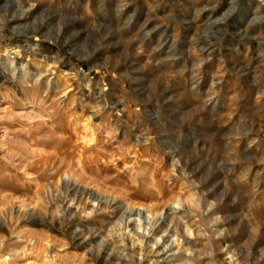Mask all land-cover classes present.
Wrapping results in <instances>:
<instances>
[{"label":"rangeland","instance_id":"1","mask_svg":"<svg viewBox=\"0 0 264 264\" xmlns=\"http://www.w3.org/2000/svg\"><path fill=\"white\" fill-rule=\"evenodd\" d=\"M105 258L264 264V0H0V264Z\"/></svg>","mask_w":264,"mask_h":264},{"label":"bare ground","instance_id":"2","mask_svg":"<svg viewBox=\"0 0 264 264\" xmlns=\"http://www.w3.org/2000/svg\"><path fill=\"white\" fill-rule=\"evenodd\" d=\"M11 33H17V27H15V26H12L11 27ZM1 51H2V53H3V55L4 56H7L8 55V48L7 49H1ZM20 55V54H19ZM12 60H11V62L13 63L14 62V59H16V57H12L11 58ZM15 63V62H14ZM13 63V64H14ZM37 64V63H36ZM26 72H27V68H24L23 69V72L22 73H24V74H26ZM94 197V196H93ZM96 200H101L100 198H99V196H97L96 198H95ZM102 201V200H101ZM114 202L116 201L117 202V199L115 198L114 200H113ZM119 207L121 208V209H123L124 210V212H129L130 214H135V215H138V218L137 219H135L136 221H135V228H137L138 227V229L140 228H142V226L140 225L141 223H140V219H139V217H141L142 216V210H141V208H139V209H137L135 206H131L130 204H128L127 202H125V201H121V202H119ZM172 209L173 210H175V213H176V206H173L172 207ZM19 211H22L21 209L19 210ZM122 211V210H121ZM179 214V213H178ZM174 216H176V215H174ZM174 216H172L173 218H174ZM142 217H144V219L146 220V222L147 223H149V224H151V222H152V220L154 219V215L152 214V212H150L149 210H148V212H147V216H142ZM166 217V216H165ZM130 218V217H129ZM169 218H171V217H169ZM143 219V220H144ZM134 221V220H133ZM168 221V220H167ZM134 223V222H133ZM142 224H143V221H142ZM135 228H133V229H135ZM186 233H192L191 232V229L189 228V227H187L186 229ZM132 231V230H131ZM149 231V230H148ZM187 238V237H186ZM174 241V240H173ZM176 241V240H175ZM178 241V240H177ZM189 250V249H188ZM99 258V257H98ZM105 260H106V262H107V264H112V262H111V260L109 259V258H105Z\"/></svg>","mask_w":264,"mask_h":264}]
</instances>
